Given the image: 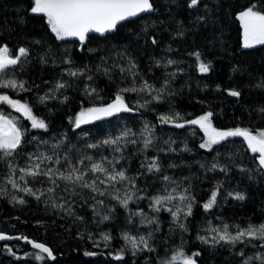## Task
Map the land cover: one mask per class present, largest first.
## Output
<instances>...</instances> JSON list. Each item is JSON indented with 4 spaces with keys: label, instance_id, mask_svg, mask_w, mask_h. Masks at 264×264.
Instances as JSON below:
<instances>
[{
    "label": "snow or ice",
    "instance_id": "snow-or-ice-1",
    "mask_svg": "<svg viewBox=\"0 0 264 264\" xmlns=\"http://www.w3.org/2000/svg\"><path fill=\"white\" fill-rule=\"evenodd\" d=\"M158 3L161 0H18L14 11L22 13L17 17L22 24L31 18L43 23L41 32L25 33L23 42L15 46L9 39L14 30L0 27V198L14 206L27 205L28 198L43 203L65 221L61 225L65 231L75 228L79 240L113 249L104 254L119 264H125L129 255L131 264H139L138 258L144 264H199L202 250L190 251L193 231L194 239L210 253L223 249L235 264H264V219L255 222L249 217L242 224L215 212L230 199L247 200L237 175L264 183V127L218 126L210 103L199 98L196 103L207 107L198 115L183 111L176 97L190 85L185 81L179 88L174 86L190 70L213 71L215 57L209 58L207 45L215 50L219 43L227 54L228 45L217 27L226 16L238 23L240 47L264 45V0ZM164 31L173 41L199 35L205 43L193 39L184 53L187 59L157 56ZM164 51L179 50L169 44ZM141 53H148L144 68ZM37 65L41 72L49 67L58 71L49 80L40 75L37 83V77L24 75ZM159 69L163 72L157 75ZM231 71L247 74V87L264 93V74L253 77L242 62ZM223 91L239 102L243 89L237 85ZM33 92V99L19 95L31 97ZM52 102L54 106L47 108ZM36 104L48 112L62 109L55 131L52 121L34 111ZM146 112L154 113V120H148ZM248 115L264 120V100L250 106ZM167 126L172 130L166 131ZM174 135L181 138L179 144ZM198 135V143H191ZM236 138L242 139L237 143ZM184 153L199 158L185 160ZM174 156L180 157L179 163ZM133 161L138 165L135 171H131ZM193 166L198 168L190 175L178 177L170 171ZM205 181L210 185L206 190ZM198 206L211 219L194 222ZM120 208L124 217L118 237L123 243L113 248ZM163 213L170 217L167 232ZM106 222L113 228L99 230ZM0 241L17 260L21 255L44 264L57 259L48 243L24 233L0 230ZM12 241L27 242L31 250L19 253Z\"/></svg>",
    "mask_w": 264,
    "mask_h": 264
},
{
    "label": "trees",
    "instance_id": "trees-1",
    "mask_svg": "<svg viewBox=\"0 0 264 264\" xmlns=\"http://www.w3.org/2000/svg\"><path fill=\"white\" fill-rule=\"evenodd\" d=\"M240 2L243 3L244 0H240ZM161 3H158V6H161ZM18 6V0H0V27L14 30V34L9 36L13 46L16 45L17 41L23 42L25 39V33L31 34L42 31L41 25L43 21L38 18L28 19L26 24H22L20 20L17 19V17L22 14L14 11V8ZM227 7L228 4L226 3L225 9H227ZM180 15L183 16V13L181 12ZM217 27L220 32H222L223 43L228 45L227 54L225 55V49L222 48L219 43L216 44L215 50L212 49L211 45H207L209 58L215 57L213 60V71L208 74H201L194 70H190L188 75L181 74V76L175 81L174 86L179 88L185 83V81H187L190 87L183 88V94L176 97V104L181 110L192 113L193 115H198L200 110L206 108L207 105L196 103V99L207 100L215 112L214 122L218 126L225 124L228 126H234L237 123H241L242 126L264 127V120H260L256 116L250 118L248 115L250 106H255L257 102L264 100V93L247 87L250 79L247 74H233L231 71L234 64L242 62L252 72L253 77H258L264 74V45H256L252 49H244L240 47L238 23L232 22L230 16H226L223 23L218 24ZM124 31L125 29H121V33ZM110 39L114 38L110 37ZM193 39L200 44L205 43L203 37L199 35L194 38L189 35L185 41H173L169 32L164 31L161 34L160 48L157 50L156 55L167 54L177 59H187L184 56V53L186 50H190ZM169 44H171L174 50L178 49L179 51L165 53L164 50ZM90 46H94V44ZM69 47H71V45H69ZM138 55L140 56L141 68H144V66L149 63L148 53H141ZM39 68V65L29 68L28 72L24 75L37 77L36 82L40 83V79L38 78L40 75L43 76V79L49 80L52 79L54 73L58 71V69L53 70L49 67L41 72L39 71ZM162 72L163 69H159L157 75H160ZM102 80L103 78H101V81ZM197 82H199V86ZM205 84H207L208 87H205ZM217 84H220L222 88L217 89ZM237 85L243 89L242 97L239 98V102L237 98L231 97L227 92L223 91L224 88ZM100 86H104L102 82ZM44 87L45 86L41 84V94L43 93ZM13 95L15 94L13 93ZM19 95L26 99H33L35 92L32 93L31 97L26 93H20ZM76 95H78V93ZM54 104L55 102L48 104L47 108L53 107ZM71 106L72 105H70V107ZM47 108L43 105L36 104L34 111H36L37 115L45 116L52 121V131H55L62 121V109L56 112H48ZM5 111L13 112V110L7 107H5ZM145 116L148 120H154L155 114L146 112ZM234 117L236 119H234ZM63 123L66 124L67 121L63 120ZM103 126L108 127V125ZM134 126L136 128L139 127L138 116ZM165 130H172V126H167ZM199 135H202V133ZM199 135L193 138L191 143H198ZM174 138L177 139L179 144L181 138L175 135ZM236 139L237 143H239L242 138ZM200 151L203 152V150ZM248 155L252 154L249 152ZM198 158L199 156L193 153L183 154V159L185 160L192 161ZM173 159L179 163L180 157L174 156ZM137 167V163L133 161L131 171H135ZM197 168L198 166H193L191 170L184 168L170 171L179 177L190 175V172H196ZM236 178L240 181L239 190L248 193L247 200L244 202H238L230 199L228 204L215 209L216 214L219 215L222 212L228 220H235L242 224L246 223L249 217L253 221L259 222L264 219V210H262V206H264V183L249 182L246 178L238 175ZM192 182L199 184V181ZM209 186V182L205 181L203 188L206 190ZM199 195L200 193L198 191V196ZM28 199L29 203L27 205L17 204L14 206L11 203H8L6 199L0 198V230H5L10 235L24 233L30 238L36 239L38 242L48 243L56 253L57 259L56 261H51L49 259L47 260V264H119V262L115 261L113 257L104 254L113 249H105L102 246L96 248L92 245L91 241L79 240L75 235V228H73L71 232L65 231V228L61 227V225L65 224L64 220L55 216L50 208L46 209L43 203H37L32 198ZM146 204L147 201L141 202V206L145 207V210L147 211ZM132 207H135V205L133 204ZM194 212V222H200L206 218L211 219V217H205L202 215L203 209L199 206L194 209ZM16 217H19V219H16ZM123 217L124 210L120 208L118 209L117 220L114 222L115 228L113 235L117 236V239L112 242L113 248H118L123 243L118 237V230L123 224ZM161 218L165 220L163 231L167 232V221L170 217L167 213H163ZM37 220L44 221V224L37 225ZM54 220L55 223H53ZM12 225H15V227L13 228ZM113 226L112 223L106 222L104 225H101L99 230H103L106 227L113 228ZM93 231H97V229L93 228ZM194 234V231L190 234L192 237L190 241V251L197 248L202 250L203 254L199 260V264H235L234 259L228 256L226 250L221 249L215 253H210L194 239ZM3 243L4 241H0V264H25V260H27V264H44V262L35 261L34 258L31 257L25 258L22 255L20 259L17 260L3 249ZM11 243L18 245L15 250L19 253L29 251L32 247L30 244L24 243L23 241H12ZM85 251H96L100 253V255L86 256L84 255ZM138 259L139 264H144L142 258ZM131 262L132 257L130 255L125 257V264H131Z\"/></svg>",
    "mask_w": 264,
    "mask_h": 264
},
{
    "label": "water",
    "instance_id": "water-1",
    "mask_svg": "<svg viewBox=\"0 0 264 264\" xmlns=\"http://www.w3.org/2000/svg\"><path fill=\"white\" fill-rule=\"evenodd\" d=\"M24 242V241H23ZM24 243H27V242H24Z\"/></svg>",
    "mask_w": 264,
    "mask_h": 264
}]
</instances>
